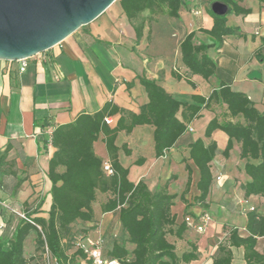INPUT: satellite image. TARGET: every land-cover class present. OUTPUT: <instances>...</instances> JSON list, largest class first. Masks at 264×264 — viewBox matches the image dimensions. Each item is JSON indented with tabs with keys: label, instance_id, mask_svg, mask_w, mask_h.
Instances as JSON below:
<instances>
[{
	"label": "crops",
	"instance_id": "0c3cea01",
	"mask_svg": "<svg viewBox=\"0 0 264 264\" xmlns=\"http://www.w3.org/2000/svg\"><path fill=\"white\" fill-rule=\"evenodd\" d=\"M235 1L240 7L249 9L250 13L243 16L231 12V22L228 26L236 27L238 34L226 36L218 49L213 47L212 42L205 35L201 36L200 31L197 32L212 26V19L205 10L196 8L198 14H194L193 7L188 11L182 7L179 18L175 19L169 17L166 12L163 13L166 8L162 7L161 11L154 13L144 10L136 20L130 22L120 7L119 12L116 10L115 14L110 13L107 17L94 22L95 24L79 29L77 36L67 37L52 49L27 59L23 72L19 71L21 62L0 61V151H3L7 145L10 146L5 159L8 163L5 167L7 170L11 168L15 171L16 177L25 178L17 190H14L15 176L9 174L2 179L1 207L23 212L35 210L37 213L33 216L47 218L51 204L49 194L51 183L46 172L48 161L54 151L50 144L52 130L58 125L73 121L79 113L91 114L98 111L106 101L110 100L119 107L138 113L140 106L147 102V97L136 76L144 75L148 79L155 80L175 99L187 102H190L191 95L207 97L213 89L225 83L231 90L244 93L258 111L264 112V3L259 0ZM176 21L183 29L184 36L181 38L176 29L177 25H174ZM136 23L143 24L142 37L138 42L140 46L138 55L133 51L137 49L132 27ZM257 30L258 35L255 34ZM190 32L195 33L197 43L203 42L209 46L207 55L218 66L216 74L208 80L198 75L191 76L190 81L193 86L183 79L178 81L171 75L172 71L180 75H185L187 72L181 63L179 44ZM150 45L156 50L150 51ZM126 83H132V86L128 89ZM216 107L222 108L223 117H218ZM225 112L226 106L223 104L214 105L207 110L203 109L200 112V116L204 117L200 128L201 134L204 135L207 123L214 117L219 123L226 121ZM177 116L180 118V114ZM116 119L117 117L111 118V126L115 124ZM196 121L194 120L189 126L193 127ZM143 127L151 126H137L130 135L125 134L126 137L128 139L133 137L137 129H146L148 133H153L152 127ZM120 133L124 132L118 133L116 145L121 148L125 143L131 153L126 156L120 149L118 160L128 169L127 178L134 184L143 181L150 191H157L162 186L163 179L170 174V171L163 173V169L165 165L171 163L173 156L176 158L178 155L179 159L181 158L185 165L190 167L191 184L189 192L185 195L190 206L195 205L193 198L199 194L196 189L199 174L193 163L188 160L187 145L196 138H200L206 145L211 141L216 142L217 151L210 163L213 176L210 194L213 192L214 182H220L224 176H228L227 188L219 193L223 198L219 203L218 212L221 211L224 215H239L241 227L229 222L215 224L214 233L226 238L223 230L225 226L237 228L239 233L245 236V213L255 209L264 215L259 210L260 206L264 205V198L253 195L245 197L240 188L250 179L243 171L245 161L239 158V144L233 142L228 158L223 157L222 151L226 146L227 137L222 132L214 131L209 138H206L193 137L186 131L174 146L159 158L154 156V150L149 156H145L137 150V146L134 147L135 149L130 148L128 140L119 144L117 139ZM191 133H194L193 129ZM97 141H100L98 149ZM97 141L94 143L95 153L103 161H108L102 136ZM172 151H175V154H172ZM233 154L237 162L231 168L230 159ZM141 158L143 163L136 167V161ZM9 164L13 166L9 167ZM168 189L169 185H167ZM181 193H174L177 197L171 208L172 213L176 215V225L183 221L187 210L185 204L179 200ZM210 194L206 200L209 209ZM106 198V194H97L96 202L92 205L94 222L76 225L77 228L92 227L87 230L88 237L92 239L101 237L103 247L117 235L119 230L117 213L100 211V204ZM110 222L113 223L114 230H109ZM168 240L174 244L177 255L190 250L191 244L197 246L199 257L190 264L212 263L215 243L210 247L209 252L204 251L199 242L194 243L193 230L190 227L187 226L181 239L169 236ZM262 241L264 237L258 239L257 249L264 253V246L259 247ZM127 247L131 249L130 245ZM234 249H238L240 256L238 264H244L243 250L232 248L233 256ZM231 264H234V257Z\"/></svg>",
	"mask_w": 264,
	"mask_h": 264
},
{
	"label": "trees",
	"instance_id": "16d2710c",
	"mask_svg": "<svg viewBox=\"0 0 264 264\" xmlns=\"http://www.w3.org/2000/svg\"><path fill=\"white\" fill-rule=\"evenodd\" d=\"M218 1L229 7L227 13L243 16L250 13L249 9L240 7L235 0ZM118 2L130 22L136 20L144 10L154 13L161 11L162 7L166 8L169 17L177 19L186 3L185 0ZM259 2L264 3V0ZM206 13L212 19V26L199 31L212 42L215 49L222 45L226 36L238 34L236 27L227 25V13L215 15L209 8ZM132 27L138 43L142 37L143 24L136 23ZM208 47L203 42L195 41L194 32L185 35L179 44V51L181 63L187 72L180 75L172 71V77L178 81L183 79L193 86L191 76L198 75L208 80L215 75L218 66L207 55ZM136 79L147 97V102L140 106L138 113L119 107L110 100L98 111L91 114L79 113L73 121L58 125L52 130L50 144L54 151L46 172L51 183L48 216L37 217L33 216L37 213L35 210L24 211V218L18 220L10 238L3 240L0 236V264H90L89 258L75 247V243L87 238V230L92 227L85 229L77 228L76 225L94 222L92 205L96 202L98 193L107 195L106 200L100 204L101 213L115 212L119 221V233L102 246L104 257L116 259L122 264H190L196 261L199 252L195 244L190 245V250L177 255L174 244L168 240L169 236L181 239L187 230L184 221L176 225V215L171 211L177 195L168 193L167 182L154 192L143 181L136 184L130 182L127 178L128 169L119 162L118 152L122 149L129 156L131 151L125 143L119 148L116 137L119 132L130 135L137 126H151L154 156L159 158L186 133L187 127L200 117L203 109L218 104L226 106V121L219 123L216 117L211 119L205 127L204 137L209 138L214 131H220L227 137L222 151L224 158H228L233 142L239 144V158L245 161L243 171L250 179L240 188L245 197L253 195L264 198V112L258 111L244 93L235 92L228 84L221 83L207 97L191 95L190 102L179 101L155 80L144 75L136 76ZM131 86L132 83H126L128 89ZM114 117L117 119L111 126L106 119ZM100 136L113 169L111 175L103 172L104 161L94 151V143ZM187 149L188 160L199 174L196 183L199 194L193 198V202L208 209L206 200L213 183L210 163L215 157L217 144L211 141L206 145L198 138L189 143ZM9 151V145L0 151V184L6 175L16 177L15 171L5 167ZM142 163V158L136 161V165ZM12 166L13 164H9V167ZM185 170L187 182L179 200L188 209L190 204L185 195L191 184V169L187 164ZM24 180L25 178L16 177L14 190ZM41 203L42 200L39 207ZM245 216L246 235L242 236L237 228L224 226L226 238L218 242L211 264H231L232 248L243 250L244 264H264V253L257 249L258 239L264 237V215L253 209L247 211ZM31 233L35 234L34 251L39 252L41 261L34 257L26 259L24 256V244Z\"/></svg>",
	"mask_w": 264,
	"mask_h": 264
},
{
	"label": "water",
	"instance_id": "95a60500",
	"mask_svg": "<svg viewBox=\"0 0 264 264\" xmlns=\"http://www.w3.org/2000/svg\"><path fill=\"white\" fill-rule=\"evenodd\" d=\"M115 1L0 0V61L19 62L52 49ZM209 9L225 15L229 7L214 1Z\"/></svg>",
	"mask_w": 264,
	"mask_h": 264
},
{
	"label": "rangeland",
	"instance_id": "374dc122",
	"mask_svg": "<svg viewBox=\"0 0 264 264\" xmlns=\"http://www.w3.org/2000/svg\"><path fill=\"white\" fill-rule=\"evenodd\" d=\"M214 1H218V0H192V1H185L186 3L183 5L184 10H189L191 7H193L194 10H196V8H200L201 11L203 10H207L208 8H210V5L212 2ZM119 12L118 10H120V4L117 1H115L105 12H103L99 17H97L93 22H91L90 24L97 22L98 20H100L103 17H107L108 14L112 13L115 14V12ZM166 11H163V13H165ZM231 12L226 14V19H227V25H229L228 23L231 22ZM116 17V15H115ZM88 24V25H90ZM95 24V23H94ZM87 25V26H88ZM174 25H177L176 29L179 31L180 34V38L184 36V34L182 33V27L180 25V23L178 21H176L174 23ZM86 27V26H85ZM79 29L74 32L72 35H70L69 37H74L77 36V34L79 33ZM197 32H199V30H197ZM201 36H204L203 33L200 32ZM148 43V42H147ZM135 47L137 49H134V53H136L138 55V48L140 47L138 43H134ZM149 50H156V48L154 46H149ZM177 54V52H176ZM207 110V109H206ZM216 111H217V115L219 118L223 117V111L221 107H216ZM207 112V111H206ZM197 120V121H196ZM204 117H199L197 119H195V125L192 127L194 133L188 132L190 134H192L193 137H203L204 135L201 134V126L203 123ZM143 128H151V127H143ZM198 139V138H196ZM127 141L130 143V148L135 149L134 147L137 146V150H139L140 152L143 153V155L145 156H149L150 152L152 151L153 153V140H152V133H148V131L146 129H137V131L134 133L133 137L129 138L126 137L125 133H120V136L117 139V142L119 144L123 143L124 141ZM100 144V141H97L96 143V148L98 149V146ZM172 154H175V151H172ZM238 157V156H237ZM105 158V157H104ZM124 158V157H123ZM172 158V156L170 157ZM237 162V158L236 156L233 154L231 159H230V166L231 168L234 166V163ZM135 165V164H134ZM136 167H138L139 165H135ZM165 168L163 169V173H167L168 171H170V174L168 176H166V178L163 179V184L164 185L166 182L169 185V189H168V193L170 194H174V193H178V192H182L185 189V185H186V171H185V162L181 160V158L179 159V156L177 155V157L175 158V156H173V159L171 161L170 164H167L164 166ZM165 170V171H164ZM173 176V178H172ZM228 184V176H224L222 181L220 182H214V189L213 192L210 194V199L209 201L211 202V207L210 209H204L203 207H201V205L195 204L190 206L186 212L185 215L186 216H191V217H196L197 214L201 213V212H207L208 215L210 216V221H209V225L207 226L206 230L204 233L199 234L197 233L193 228H191V230H193V235H194V243L199 242L200 247L204 250L209 252L210 251V247L213 246V243H215V245L217 246L218 242L224 241L225 237H222L221 235H219V233H214V229H215V224H222V223H234L236 226H240L241 221H240V216L239 215H232V214H227L224 215V213L218 212V208H219V203L221 201V199L223 198L219 193L221 190H225V188H227ZM198 207H197V206ZM5 209V210H4ZM11 209V208H10ZM260 212L264 214V205L260 206L259 208ZM20 214H23V211H18ZM0 213L2 214V218H0V236L2 237L3 240L9 239L12 231L15 227V225L17 224L18 220L21 219V217L14 213L11 212L8 208H2L1 204H0ZM113 223H109V230H114V225H112ZM111 225V226H110ZM224 230V229H223ZM241 231V230H240ZM119 233V230H118ZM117 233V234H118ZM208 238V239H207ZM212 240V241H210ZM264 246V241L259 243V247H263ZM34 247H35V234L31 233L30 236H28V238L25 241L24 244V256L26 259H30L31 257H34L36 259H38L39 261H41V257L39 252H35L34 251ZM238 249H234L235 251V255L234 257V264H238V261L240 260V256L238 255L237 252ZM72 250L69 251V253H71ZM79 260V259H78ZM79 263H82L80 261H78ZM54 264V263H52Z\"/></svg>",
	"mask_w": 264,
	"mask_h": 264
},
{
	"label": "built area",
	"instance_id": "2783aa9c",
	"mask_svg": "<svg viewBox=\"0 0 264 264\" xmlns=\"http://www.w3.org/2000/svg\"><path fill=\"white\" fill-rule=\"evenodd\" d=\"M194 14H198L197 10L193 11ZM255 34L258 35V30L255 31ZM26 60L19 61L21 62V66L19 68L20 72H23L26 67ZM106 122L108 124L111 123V118H107ZM188 132H192L191 126L187 127ZM102 170L106 175H111L113 173V169L108 161H104L102 163ZM219 177H217V180ZM11 212L18 214L21 218H24L23 214H20L18 211L8 208ZM183 221L186 223L188 227L193 228L197 233L201 234L205 231L206 226L210 221V216L207 212H202L196 217L185 216ZM1 227V226H0ZM75 247L80 249L90 260V264H122L120 261L116 259H108L103 256L102 253V238L98 237L95 239L92 238H84L80 239L75 243ZM46 256H48L46 251Z\"/></svg>",
	"mask_w": 264,
	"mask_h": 264
}]
</instances>
